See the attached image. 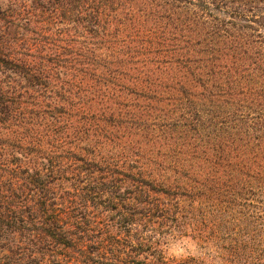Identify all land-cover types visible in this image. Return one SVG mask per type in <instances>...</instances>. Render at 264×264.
Here are the masks:
<instances>
[{
	"label": "trees",
	"instance_id": "16d2710c",
	"mask_svg": "<svg viewBox=\"0 0 264 264\" xmlns=\"http://www.w3.org/2000/svg\"><path fill=\"white\" fill-rule=\"evenodd\" d=\"M0 264H264V0H0Z\"/></svg>",
	"mask_w": 264,
	"mask_h": 264
},
{
	"label": "rangeland",
	"instance_id": "374dc122",
	"mask_svg": "<svg viewBox=\"0 0 264 264\" xmlns=\"http://www.w3.org/2000/svg\"><path fill=\"white\" fill-rule=\"evenodd\" d=\"M177 241H180L179 247L183 249V251H173V247L176 244ZM174 242H171V244L166 249V256L169 258H175V259H182L190 255H197L198 254V248L197 246L190 240H177Z\"/></svg>",
	"mask_w": 264,
	"mask_h": 264
},
{
	"label": "clouds",
	"instance_id": "9594fccd",
	"mask_svg": "<svg viewBox=\"0 0 264 264\" xmlns=\"http://www.w3.org/2000/svg\"><path fill=\"white\" fill-rule=\"evenodd\" d=\"M180 243H181L180 241L176 242V244L173 247V251H177V250L183 251V249L179 247Z\"/></svg>",
	"mask_w": 264,
	"mask_h": 264
}]
</instances>
